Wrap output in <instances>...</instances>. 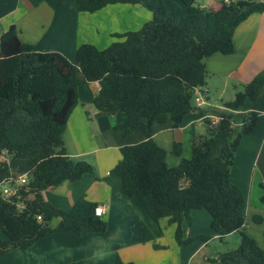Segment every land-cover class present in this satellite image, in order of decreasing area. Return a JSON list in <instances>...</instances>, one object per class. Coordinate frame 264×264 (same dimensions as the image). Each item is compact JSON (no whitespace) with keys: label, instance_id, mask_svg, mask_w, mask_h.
Returning <instances> with one entry per match:
<instances>
[{"label":"trees","instance_id":"1","mask_svg":"<svg viewBox=\"0 0 264 264\" xmlns=\"http://www.w3.org/2000/svg\"><path fill=\"white\" fill-rule=\"evenodd\" d=\"M75 1L78 10L90 13L113 3L139 4L152 17L137 30L112 33L117 39L105 48L80 44L75 63L57 52L35 51L19 39L14 25L0 34V229L5 236L0 239V256L25 250L53 233L106 230L107 221L84 195L67 210L42 196L50 186L93 171L88 162L69 156L62 132L78 103V87L96 81L94 107L125 115L113 126L122 136L132 131L145 136L122 146L118 162L98 179L118 194L138 199L154 224L163 218L175 224L178 244L209 238L205 234L182 238L183 218L190 220L193 209L205 210L210 229L220 239L232 232L240 235L237 247L218 253L221 264H264V247L243 230L244 195L230 180L240 139L256 124L251 108L264 94V68L240 84L223 108L194 105L195 88L206 86L205 58L215 52L232 53L236 26L250 14L264 12V0H218L215 10L194 0ZM194 112L200 118L212 112L221 119L212 125L203 118L205 131L191 139L189 157L182 156L179 142L168 151L154 141L153 122L169 118L176 128ZM168 153L178 159L177 164H167ZM23 174L26 182L17 195L5 198L1 185ZM55 217L60 220L53 227ZM137 239L153 241L154 234L142 226ZM110 264L134 263L116 255Z\"/></svg>","mask_w":264,"mask_h":264},{"label":"crops","instance_id":"2","mask_svg":"<svg viewBox=\"0 0 264 264\" xmlns=\"http://www.w3.org/2000/svg\"><path fill=\"white\" fill-rule=\"evenodd\" d=\"M194 1L214 10L220 7L218 0ZM151 17L148 9L131 3L108 4L90 13L78 10L75 0H0V34L14 25L19 39L32 45L35 51L57 52L73 63L80 44L91 43L99 49L105 48L117 39L112 33L137 30ZM232 43V53L215 52L205 58L208 76L204 91L209 102L210 93L219 101L220 105L211 102L214 108H221L223 102L232 100L237 85L250 81L264 68V12L252 13L240 22L234 30ZM98 89L96 81L78 87V103L62 132L69 156L88 162L93 167L92 173L50 186L42 191V196L50 204L67 210L84 195L102 209L99 215L107 221L106 230L81 235L53 233L25 250L3 253L0 264H110L116 255L134 264H221L216 258L218 253L237 247L239 233L232 232L220 239L205 225L206 222L210 224V215L205 210L193 209L191 219L183 218L181 222L182 238L200 234L209 238L178 244L174 236L175 224H169L166 218L154 224L138 199L120 195L98 179L118 162L122 146L145 139L140 131L122 136L113 128L125 115L97 110L93 97ZM251 111L257 116L256 124L249 135L240 139L230 180L245 198L243 230L264 247V94ZM204 131L205 122L197 112L185 116L176 128L169 118L163 123L152 124L154 141L166 150L173 142L181 143L183 157L190 156L193 136ZM177 163L174 157L172 164ZM253 217H260V220L256 222ZM59 220V217L53 218L51 226H56ZM201 222H204L202 226ZM142 226L152 231L153 241H138L137 232ZM4 238L0 229V239Z\"/></svg>","mask_w":264,"mask_h":264},{"label":"built area","instance_id":"3","mask_svg":"<svg viewBox=\"0 0 264 264\" xmlns=\"http://www.w3.org/2000/svg\"><path fill=\"white\" fill-rule=\"evenodd\" d=\"M194 105L198 108H208V109L213 108L206 96V92L204 91V89L201 88H195L194 90ZM207 117L210 119L212 125L217 124L221 119V117L218 114L212 112H206L201 119ZM25 182H26V174H23L12 181L4 182L1 185L3 196L5 198H9L13 195H17L18 187L24 184ZM101 210L102 209H100V207H96L97 214H100ZM38 218H40V216H38Z\"/></svg>","mask_w":264,"mask_h":264},{"label":"rangeland","instance_id":"4","mask_svg":"<svg viewBox=\"0 0 264 264\" xmlns=\"http://www.w3.org/2000/svg\"><path fill=\"white\" fill-rule=\"evenodd\" d=\"M198 1H199V2H203V0H197V2H198ZM237 86H238V87L236 88V91L239 90V89L241 88V86H239V85H237ZM210 97H211V98H210V99H211V102H212L213 104H216L217 102H219V101H217V100H214L213 95H212L211 93H210ZM224 98H227V97L224 96ZM211 102H210V104H212ZM217 104L220 105V103H217ZM220 109H221V108H220ZM170 149H171V148H170ZM170 149H169V150H170ZM169 150H168V151H169ZM174 157H175V156H174L173 154L168 153L167 160H166V161H167V164H169V165H173L172 162H174ZM263 191H264V190H263ZM208 221H210V219H208ZM203 223H204V222H201V226L203 225ZM206 223H207V224H206ZM206 223H205L206 226H210V224H208V222H206ZM195 240H197V239H195ZM195 240H193V241H195ZM193 241H192V242H193Z\"/></svg>","mask_w":264,"mask_h":264}]
</instances>
